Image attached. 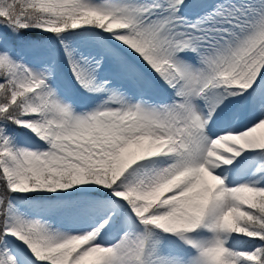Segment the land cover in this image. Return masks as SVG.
Wrapping results in <instances>:
<instances>
[{"label": "snow or ice", "instance_id": "6c2138e0", "mask_svg": "<svg viewBox=\"0 0 264 264\" xmlns=\"http://www.w3.org/2000/svg\"><path fill=\"white\" fill-rule=\"evenodd\" d=\"M264 0H0V264H264Z\"/></svg>", "mask_w": 264, "mask_h": 264}, {"label": "rangeland", "instance_id": "374dc122", "mask_svg": "<svg viewBox=\"0 0 264 264\" xmlns=\"http://www.w3.org/2000/svg\"><path fill=\"white\" fill-rule=\"evenodd\" d=\"M256 135L258 137H264V129H258Z\"/></svg>", "mask_w": 264, "mask_h": 264}]
</instances>
